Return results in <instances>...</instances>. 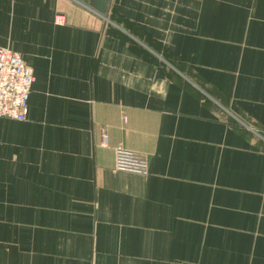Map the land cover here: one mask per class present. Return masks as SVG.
<instances>
[{
	"label": "crops",
	"instance_id": "0c3cea01",
	"mask_svg": "<svg viewBox=\"0 0 264 264\" xmlns=\"http://www.w3.org/2000/svg\"><path fill=\"white\" fill-rule=\"evenodd\" d=\"M91 2L0 0V264H264V0Z\"/></svg>",
	"mask_w": 264,
	"mask_h": 264
},
{
	"label": "built area",
	"instance_id": "2783aa9c",
	"mask_svg": "<svg viewBox=\"0 0 264 264\" xmlns=\"http://www.w3.org/2000/svg\"><path fill=\"white\" fill-rule=\"evenodd\" d=\"M65 16L56 14L54 24L65 23ZM34 77L22 56L8 47L0 46V118L23 121L28 110V98ZM106 145V137H102ZM146 159L123 146L114 148L113 170L133 174H146Z\"/></svg>",
	"mask_w": 264,
	"mask_h": 264
},
{
	"label": "water",
	"instance_id": "95a60500",
	"mask_svg": "<svg viewBox=\"0 0 264 264\" xmlns=\"http://www.w3.org/2000/svg\"><path fill=\"white\" fill-rule=\"evenodd\" d=\"M111 0H92V8L101 16H104L108 11V4Z\"/></svg>",
	"mask_w": 264,
	"mask_h": 264
},
{
	"label": "rangeland",
	"instance_id": "374dc122",
	"mask_svg": "<svg viewBox=\"0 0 264 264\" xmlns=\"http://www.w3.org/2000/svg\"><path fill=\"white\" fill-rule=\"evenodd\" d=\"M126 149V148H125ZM128 150V149H127ZM130 151V150H129ZM135 153V152H134Z\"/></svg>",
	"mask_w": 264,
	"mask_h": 264
}]
</instances>
